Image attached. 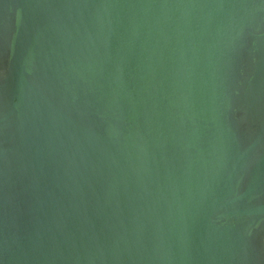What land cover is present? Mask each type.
I'll return each mask as SVG.
<instances>
[{
  "label": "water",
  "instance_id": "95a60500",
  "mask_svg": "<svg viewBox=\"0 0 264 264\" xmlns=\"http://www.w3.org/2000/svg\"><path fill=\"white\" fill-rule=\"evenodd\" d=\"M0 264H264V0H0Z\"/></svg>",
  "mask_w": 264,
  "mask_h": 264
}]
</instances>
